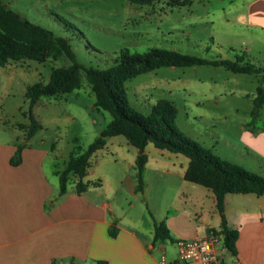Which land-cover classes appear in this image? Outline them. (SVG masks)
Here are the masks:
<instances>
[{"label": "rangeland", "instance_id": "rangeland-1", "mask_svg": "<svg viewBox=\"0 0 264 264\" xmlns=\"http://www.w3.org/2000/svg\"><path fill=\"white\" fill-rule=\"evenodd\" d=\"M1 1L20 17L50 30L55 36L66 38L77 62L85 68H107L124 49L143 53L155 48L209 61H233L236 56H244L264 69V30L250 25L247 19V6L253 0H156L143 6L127 0ZM70 64L65 55L54 51L44 63L23 60L0 67L1 140L17 137L23 146L25 130H20L19 125L29 124L26 90L37 82L46 84L52 69L66 68ZM80 78L77 90L43 96L32 110L41 129L26 141L27 147L54 149L44 163L54 181L56 178L50 172L62 170L64 162L72 154L86 149L111 119L107 112L93 107L94 95L84 72ZM257 86L256 76L235 75L222 67L209 65L164 67L125 83L127 99L134 109L148 114L159 101L172 103L177 109L176 125L185 137L212 150L220 159L256 174L259 172L258 175L264 177V170L253 166L255 160L248 157L242 141L243 128L249 132L264 128V106L254 124L249 125ZM135 152L122 136L107 138L105 147L91 157L90 168L83 179V183L89 182L87 189L93 191L95 188L100 200H110L123 213L118 224H146L151 221V214H163L168 207L179 204L184 198L182 193H189L184 188L175 196L173 188H168L165 196L153 201L139 196L137 200L131 198L125 177L134 180L132 160ZM160 153L165 161L175 165L176 178L167 187L182 183L211 195V191L201 186L177 179L187 158L157 150L151 144L145 148L151 160ZM120 178L125 180L118 190L116 180ZM104 182L111 183L113 193L104 195ZM68 187H74L73 178ZM197 196L202 197L201 194ZM163 245L167 259H172L175 244L166 241ZM229 258L227 255L226 259Z\"/></svg>", "mask_w": 264, "mask_h": 264}, {"label": "crops", "instance_id": "crops-1", "mask_svg": "<svg viewBox=\"0 0 264 264\" xmlns=\"http://www.w3.org/2000/svg\"><path fill=\"white\" fill-rule=\"evenodd\" d=\"M247 19L250 25L264 30V0L248 4ZM20 141L17 137L8 141L0 139V264H90L96 260L107 264H157L162 258L171 262L176 252L172 259H167L163 245L166 241L154 240L156 226L163 225L168 230L175 246L177 241L201 237L207 230H220L212 193L208 196L182 183L167 187L176 178V170L173 163L164 160L162 153L153 160L147 156L143 193L135 192V179L125 177L127 193L131 198L139 196L148 201L165 196L168 188H173L175 196L184 188L189 193H182L184 198L172 205L171 210L168 207L163 214H151V221L146 224L123 225L118 224L123 213L107 198L100 200L95 188L77 194L74 187L67 185L65 195L58 196L56 172L59 171L50 172L56 178L54 181L44 168L54 149L26 146L21 150V163L11 166L9 161ZM242 141L248 157L255 160L253 166L264 170V128L254 132L243 128ZM133 155L134 164L137 152ZM186 166L177 178L182 182H185ZM124 180H116L118 190ZM104 185V195L113 193L111 183ZM252 195H226L224 214L228 228L238 231L236 254L232 256L243 264H264V195L255 198ZM111 230L115 231L114 237L109 235Z\"/></svg>", "mask_w": 264, "mask_h": 264}, {"label": "trees", "instance_id": "trees-1", "mask_svg": "<svg viewBox=\"0 0 264 264\" xmlns=\"http://www.w3.org/2000/svg\"><path fill=\"white\" fill-rule=\"evenodd\" d=\"M127 1L143 6L151 5L156 0ZM54 51L65 55L71 64L66 68L52 69L46 84L37 82L26 90L24 96L28 102L29 124L19 125L20 130H25V142L41 129V125L34 119L32 113L38 100L43 96L64 95L77 90L81 85V72H84L85 79L94 95L93 107L107 112L111 118L99 136L86 149L72 154L64 169L56 172L59 185L58 196L65 195L71 178L74 180V189L77 194L86 191L89 184L83 183V179L90 168L91 157L105 147L107 138L117 136H122L137 151L134 160L135 192L143 193L145 186L143 172L147 163L145 148L151 144L157 150L187 158L188 163L183 173V180L211 191L215 209L220 218L219 233L223 237L224 246L229 254L235 255L238 231L229 229L227 226L224 214L225 196L230 194L262 196L264 195V177L220 159L212 150L203 148L185 137L176 125L177 109L172 103L159 101L151 107L148 114L134 109L127 99L125 83L139 75L164 67L209 65L222 67L235 75L256 76L258 86L252 101L253 110L250 112L252 119L249 125L251 126L259 110L264 106V69L256 67L244 56H236L233 61H209L155 48L143 53H132L124 49L107 68H85L77 62L66 38L55 36L50 30L20 17L0 0V67L6 66L9 62L23 60L44 63ZM26 146L20 144L17 146L9 161L11 166L15 167L21 163V150ZM109 235L114 237L115 231H109ZM154 240L173 242L163 225L155 227ZM90 264H107V262L96 260Z\"/></svg>", "mask_w": 264, "mask_h": 264}, {"label": "built area", "instance_id": "built-area-1", "mask_svg": "<svg viewBox=\"0 0 264 264\" xmlns=\"http://www.w3.org/2000/svg\"><path fill=\"white\" fill-rule=\"evenodd\" d=\"M229 254L219 231L210 229L194 239L176 242L174 261L166 262L164 258L157 264H243L240 259Z\"/></svg>", "mask_w": 264, "mask_h": 264}]
</instances>
